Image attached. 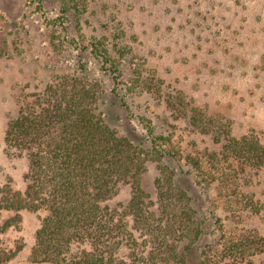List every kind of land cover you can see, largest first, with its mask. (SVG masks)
I'll return each instance as SVG.
<instances>
[{
    "label": "rangeland",
    "instance_id": "1",
    "mask_svg": "<svg viewBox=\"0 0 264 264\" xmlns=\"http://www.w3.org/2000/svg\"><path fill=\"white\" fill-rule=\"evenodd\" d=\"M73 75L98 84L106 123L149 153V200L172 170L190 195L203 234L187 264H201L204 250L216 264H264V244L246 240L264 239V168L241 171L214 135L264 142V0H0V190L26 187L28 161L4 142L20 99ZM194 111L213 132L192 125ZM117 189L111 203L126 205L130 185ZM16 213L0 209V264H52L30 260L39 213L19 211L18 226L1 229ZM240 242L235 262L225 247Z\"/></svg>",
    "mask_w": 264,
    "mask_h": 264
},
{
    "label": "trees",
    "instance_id": "2",
    "mask_svg": "<svg viewBox=\"0 0 264 264\" xmlns=\"http://www.w3.org/2000/svg\"><path fill=\"white\" fill-rule=\"evenodd\" d=\"M96 49L117 72L108 50ZM98 87L73 75L20 99L19 114L9 122L4 142L8 153L28 161L26 187L23 192L0 190V209L17 212L1 229L18 226L19 211L39 213L30 254L35 263L187 264L203 234L190 195L175 182L172 170L156 180L158 202L149 200L141 184L149 153L106 123L98 111ZM190 121L214 131L197 111ZM214 135L223 141L221 154L236 160L241 171L246 166L264 168V142L255 134L234 138L217 128ZM154 144L152 152H159ZM164 152L162 157L171 156ZM120 183L130 185L131 197L126 205H113ZM246 237L255 249L264 244L260 237ZM242 244L225 247L235 262L244 252ZM198 258L201 264H216L210 251Z\"/></svg>",
    "mask_w": 264,
    "mask_h": 264
}]
</instances>
